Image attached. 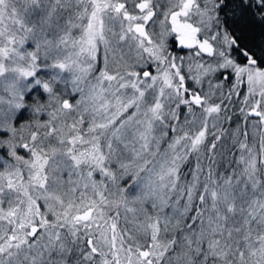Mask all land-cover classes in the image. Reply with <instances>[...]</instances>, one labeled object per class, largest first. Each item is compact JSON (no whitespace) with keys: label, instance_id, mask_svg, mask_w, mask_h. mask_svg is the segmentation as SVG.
Masks as SVG:
<instances>
[{"label":"snow or ice","instance_id":"1","mask_svg":"<svg viewBox=\"0 0 264 264\" xmlns=\"http://www.w3.org/2000/svg\"><path fill=\"white\" fill-rule=\"evenodd\" d=\"M0 264H264V0H0Z\"/></svg>","mask_w":264,"mask_h":264}]
</instances>
